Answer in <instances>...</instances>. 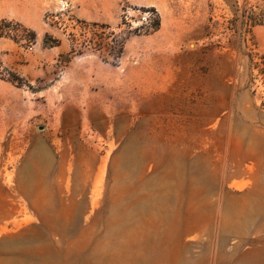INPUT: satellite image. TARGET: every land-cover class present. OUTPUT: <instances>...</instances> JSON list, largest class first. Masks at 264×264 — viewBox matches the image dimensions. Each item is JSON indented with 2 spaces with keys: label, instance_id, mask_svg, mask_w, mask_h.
I'll list each match as a JSON object with an SVG mask.
<instances>
[{
  "label": "rangeland",
  "instance_id": "1",
  "mask_svg": "<svg viewBox=\"0 0 264 264\" xmlns=\"http://www.w3.org/2000/svg\"><path fill=\"white\" fill-rule=\"evenodd\" d=\"M254 3L0 0V264H169L218 223L264 232Z\"/></svg>",
  "mask_w": 264,
  "mask_h": 264
},
{
  "label": "crops",
  "instance_id": "2",
  "mask_svg": "<svg viewBox=\"0 0 264 264\" xmlns=\"http://www.w3.org/2000/svg\"><path fill=\"white\" fill-rule=\"evenodd\" d=\"M235 193L240 197L251 194L248 190ZM222 226L218 223L214 237L201 238L197 247L184 238L181 243L188 251L170 257L169 264H264V232L248 235L237 228L223 230Z\"/></svg>",
  "mask_w": 264,
  "mask_h": 264
},
{
  "label": "trees",
  "instance_id": "3",
  "mask_svg": "<svg viewBox=\"0 0 264 264\" xmlns=\"http://www.w3.org/2000/svg\"><path fill=\"white\" fill-rule=\"evenodd\" d=\"M254 4L242 6L238 16L242 26H263L264 27V0H254ZM237 10V11H238ZM154 28L153 30H155Z\"/></svg>",
  "mask_w": 264,
  "mask_h": 264
}]
</instances>
